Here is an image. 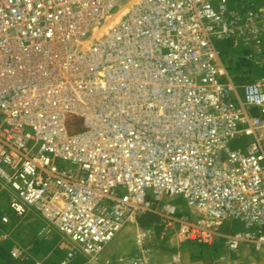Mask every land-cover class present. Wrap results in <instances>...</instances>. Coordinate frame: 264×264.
Returning a JSON list of instances; mask_svg holds the SVG:
<instances>
[{
    "label": "built area",
    "instance_id": "built-area-1",
    "mask_svg": "<svg viewBox=\"0 0 264 264\" xmlns=\"http://www.w3.org/2000/svg\"><path fill=\"white\" fill-rule=\"evenodd\" d=\"M120 1L0 0V244L37 209L90 255L148 214L264 252V79L221 59L231 0H140L106 26ZM69 114L86 130L69 135ZM176 196L188 215L161 208Z\"/></svg>",
    "mask_w": 264,
    "mask_h": 264
},
{
    "label": "rangeland",
    "instance_id": "rangeland-1",
    "mask_svg": "<svg viewBox=\"0 0 264 264\" xmlns=\"http://www.w3.org/2000/svg\"><path fill=\"white\" fill-rule=\"evenodd\" d=\"M138 1L121 0L106 26L118 22L126 13V6ZM231 8L238 14L237 31L235 37L219 44L221 59L239 83L264 79V0H231ZM66 128L69 135L86 130L83 120L72 114L67 116ZM169 204L188 215L182 196L166 198L161 204L164 212ZM7 211V204L0 198V215ZM242 228L238 220L227 221L222 233ZM6 235L0 244V264H29L33 259L60 264L70 251L75 257L69 264H264V252L251 246L231 250L222 236L205 246L185 242L176 228L169 229L166 218L158 215H144L126 225L98 255L87 253L37 209H31L23 219L10 224ZM13 246L27 253L23 263L12 260Z\"/></svg>",
    "mask_w": 264,
    "mask_h": 264
},
{
    "label": "bare ground",
    "instance_id": "bare-ground-1",
    "mask_svg": "<svg viewBox=\"0 0 264 264\" xmlns=\"http://www.w3.org/2000/svg\"><path fill=\"white\" fill-rule=\"evenodd\" d=\"M132 2V1H131Z\"/></svg>",
    "mask_w": 264,
    "mask_h": 264
}]
</instances>
